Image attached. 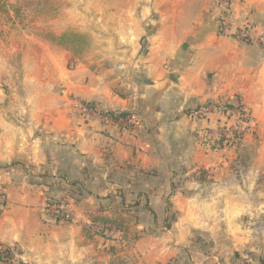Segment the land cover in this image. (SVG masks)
<instances>
[{
	"label": "crops",
	"instance_id": "1",
	"mask_svg": "<svg viewBox=\"0 0 264 264\" xmlns=\"http://www.w3.org/2000/svg\"><path fill=\"white\" fill-rule=\"evenodd\" d=\"M216 2L0 0L7 264H264V46L218 33ZM231 9L264 34V0ZM70 32L100 51L74 55ZM220 102L253 121L226 152L218 116L189 115ZM117 191L135 202L130 246L83 230ZM61 205L71 221L55 219Z\"/></svg>",
	"mask_w": 264,
	"mask_h": 264
},
{
	"label": "built area",
	"instance_id": "2",
	"mask_svg": "<svg viewBox=\"0 0 264 264\" xmlns=\"http://www.w3.org/2000/svg\"><path fill=\"white\" fill-rule=\"evenodd\" d=\"M232 0H217L215 7L219 10L218 14V33L221 35L232 36L243 43L257 42L264 46V34L255 35L254 29L250 23L245 22L242 25H235L231 18ZM79 111L82 114L96 112L87 103L78 104ZM218 116V126L215 128V137L211 139L217 148H226L228 145L238 142L243 134L252 126L251 116L241 104H214L201 106L193 109L189 115L194 119H208L212 113ZM131 121V120H129ZM4 200L0 198V208H2ZM55 219L59 221H67L71 219V214L67 208L61 206H53Z\"/></svg>",
	"mask_w": 264,
	"mask_h": 264
},
{
	"label": "rangeland",
	"instance_id": "3",
	"mask_svg": "<svg viewBox=\"0 0 264 264\" xmlns=\"http://www.w3.org/2000/svg\"><path fill=\"white\" fill-rule=\"evenodd\" d=\"M20 14L22 15L23 13H20ZM25 14L27 15V13H25ZM23 17L26 18L25 15ZM76 38L77 37H73V36L69 35L66 40H62V42L67 43L71 47V50H72L74 55L77 54V53H79L80 55H85L86 53H88V51H91L92 49H95V48L100 51V49L96 47L97 45H96L95 41H91L89 39V35L88 34H83L82 39L79 38L78 41H74ZM236 40H238V39H236ZM239 42H241V41H239ZM14 59H16V58H14ZM12 65H15V63H13ZM218 104H223V103L220 102ZM131 120H133V119L131 118ZM249 131H250V129L247 132H245V134H247ZM245 134H243L242 138L238 142L232 143V144L228 145L226 148H217L216 147L217 150H219L220 152H226L228 149L238 146L242 142V139H243ZM213 150H216V149H213ZM118 194H122V193L120 191H117V193L115 195V198L117 200H114L115 201V204H114L115 206L112 208V210H114L116 212H121L124 215L126 214L129 217H133L134 215H133V210H132L133 208L132 207L135 205V202H133V203H131V201L128 202L125 199L123 194H122V196H123L122 197L123 200H122L121 197H119ZM61 207L66 208L67 206L66 205H61ZM114 211H112V213L110 215H112L114 213ZM68 212L71 214V211L69 209H68ZM102 215H105V214H102ZM70 216H71V219H69L67 221H65V220L64 221H60V222H65L66 223V222L71 221L72 220V214ZM57 221H59V220H57ZM129 223H130V220H129ZM101 228L104 229L105 226H103L100 223L92 222V220H90L89 224L87 226H85L83 228V230H84V233L86 235L91 236L93 234H99L98 230H100ZM103 231H104L103 237L106 238V239H110L111 235L114 232H116V231H112V229L111 230L104 229ZM117 236H118L117 240L120 242V244L122 243L125 246H130L135 241V239L138 237V235L135 232L131 231L130 224H128V231L126 233H121L120 235H117Z\"/></svg>",
	"mask_w": 264,
	"mask_h": 264
},
{
	"label": "trees",
	"instance_id": "4",
	"mask_svg": "<svg viewBox=\"0 0 264 264\" xmlns=\"http://www.w3.org/2000/svg\"><path fill=\"white\" fill-rule=\"evenodd\" d=\"M69 35H71L73 37H77L74 41H78L79 38L82 39V37H83V34L76 33V32H70ZM61 43H64V42L61 41ZM88 105H90V104H88ZM125 115H126V113H118L116 115L110 114V117L113 120H115L118 117H123ZM118 195L123 200L122 194H118ZM91 220H92V222L102 224L103 226H105L104 229H106V230L114 229V230L120 231L121 233H126L128 231V224H129L130 217L127 216L126 214L125 215L122 214L121 212L114 211V213L110 216L96 215V216H93ZM104 229L101 228L100 230H98V233L102 236L104 235V231H103ZM13 257H14V250L13 249H11L8 246H1L0 245V264L10 263L12 261Z\"/></svg>",
	"mask_w": 264,
	"mask_h": 264
}]
</instances>
